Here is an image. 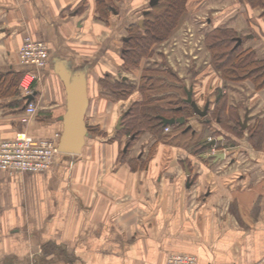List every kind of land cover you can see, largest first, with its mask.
Here are the masks:
<instances>
[{
    "label": "crops",
    "instance_id": "obj_1",
    "mask_svg": "<svg viewBox=\"0 0 264 264\" xmlns=\"http://www.w3.org/2000/svg\"><path fill=\"white\" fill-rule=\"evenodd\" d=\"M147 1H114L116 13L103 20L95 0H0V143L27 134L57 144L63 65L86 74L85 124L94 129L80 155L58 153L44 172L0 173V264H164L170 253L193 255L197 264H264V90L249 81L221 82L196 62L198 47L201 64L209 65L203 42L172 39L178 48L171 69L193 88L201 110L209 104L206 117L192 112L168 135L145 131L130 149L126 138H115L119 109L136 92L113 101L99 81L107 75L112 84L120 75L125 82L121 41L129 26H141ZM249 1L189 0L183 24L196 27L200 39L215 29L232 31L243 51L264 60V10ZM26 35L43 41L48 52L27 124L18 82L33 71L18 59ZM167 44L168 38L160 46ZM165 52L159 57L167 62ZM187 54L197 67L177 70ZM222 86L223 124L211 115ZM245 117L241 133L226 129ZM257 121L260 137H253ZM208 137L214 148L198 149Z\"/></svg>",
    "mask_w": 264,
    "mask_h": 264
},
{
    "label": "trees",
    "instance_id": "obj_2",
    "mask_svg": "<svg viewBox=\"0 0 264 264\" xmlns=\"http://www.w3.org/2000/svg\"><path fill=\"white\" fill-rule=\"evenodd\" d=\"M96 1V15L99 19L105 20L112 14L114 8V1L119 0H95ZM189 0H158V3L162 5L161 12H155V6L148 8L144 15L143 23L141 26L136 24L127 28L126 38L122 42L120 59V68L135 72L140 69L141 60L151 55V48L158 43L165 41L177 28L179 19L186 14L187 4ZM157 3V4H158ZM249 5L252 7H260L264 10V0H252L249 1ZM238 35L232 31L215 29L205 35L204 46L210 55L209 67L215 72L221 82H242L249 81L253 85L254 89L264 90V60H257L253 51H243L241 44L235 47ZM240 39V38H239ZM122 69V71H123ZM166 74L173 77L176 83H173L175 90L183 91L185 95L186 87L180 82L175 74L166 70ZM161 71L155 69H146L141 76L142 86L139 89V93L143 96L141 100H133L126 114H122L120 129L115 128V138H126L127 143L124 147L127 149L130 144L136 140L141 133L148 131L154 136L159 135L163 131L164 127L160 124V118H187L192 113V109L189 105L184 103L182 97L173 96V102H166L161 100L160 97H152V90H156L161 87L160 84L171 86L167 84L166 78L161 77ZM105 76L99 84L103 91L109 92L108 97L113 101L127 100L129 99L135 90L133 87L126 85L125 83L114 82L110 84L107 82ZM20 80V79H19ZM179 80V81H178ZM19 82V81H18ZM222 83V84H223ZM156 84H159L157 86ZM192 88V87H191ZM223 86L215 90L214 105L211 110L213 117H219L222 121V113L225 110L226 97L223 94ZM193 90V88H192ZM149 93L151 97H145L144 94ZM150 100H147V99ZM167 99V98H166ZM171 99V98H170ZM181 108L180 111L177 109ZM260 122L257 121L255 127L250 130L249 133L260 137L261 129L258 127ZM260 126V125H259ZM170 129L176 130L182 126L175 124L168 126ZM88 133L94 132V129L88 128ZM237 134L241 133V124L236 120L234 128H226ZM250 136V134H249ZM133 137V139H131ZM252 138V137H251ZM207 144V142H206ZM198 149L204 150L205 144L200 143L197 145Z\"/></svg>",
    "mask_w": 264,
    "mask_h": 264
},
{
    "label": "built area",
    "instance_id": "obj_3",
    "mask_svg": "<svg viewBox=\"0 0 264 264\" xmlns=\"http://www.w3.org/2000/svg\"><path fill=\"white\" fill-rule=\"evenodd\" d=\"M19 63L32 67L19 81V92L26 99L33 95L39 81V71L47 65L48 52L43 41L26 35L18 50ZM36 113L35 104L29 103L22 123L27 124ZM169 128H165L168 134ZM211 141V138L207 139ZM56 140L36 138L27 134L18 135L14 140L0 143V173L12 176L24 173H41L49 169L53 158L58 154ZM164 264H197L193 255L170 253Z\"/></svg>",
    "mask_w": 264,
    "mask_h": 264
},
{
    "label": "water",
    "instance_id": "obj_4",
    "mask_svg": "<svg viewBox=\"0 0 264 264\" xmlns=\"http://www.w3.org/2000/svg\"><path fill=\"white\" fill-rule=\"evenodd\" d=\"M158 3V0H150L149 6L153 7ZM146 14V13H145ZM241 44V39H237L235 47ZM59 77L63 83L65 90V108L64 114L60 117L62 125V131L57 142V152L59 154L77 156L82 153V149L85 146L86 139L89 136L87 126L85 124V113L88 107V91H87V78L83 70L72 72L68 70L65 65L60 70ZM192 88L185 89L186 98L184 103L190 106L192 112L200 117H206L208 113L209 104L207 103L201 110L197 104L192 100ZM34 98L30 96L27 98V104ZM178 111L181 108L177 109ZM126 114V112L124 113ZM247 117L244 118L241 124V129L244 130L247 123ZM121 118L117 120L116 129H120ZM160 124L163 127L173 126L178 124L180 126L185 125V118H160ZM190 127L187 126L186 130ZM133 139V137L131 138ZM215 145V141L207 143L206 147L210 148Z\"/></svg>",
    "mask_w": 264,
    "mask_h": 264
},
{
    "label": "rangeland",
    "instance_id": "obj_5",
    "mask_svg": "<svg viewBox=\"0 0 264 264\" xmlns=\"http://www.w3.org/2000/svg\"><path fill=\"white\" fill-rule=\"evenodd\" d=\"M83 4H85L84 2H82L81 3V8L84 6ZM146 8L148 7V5H147V3H146ZM156 7L157 8H155V12H157V13H159V12H161V10H162V5H160L159 3L158 4H156ZM143 19L144 18H142L141 19V25H142V23H143ZM184 20H185V15L184 16H182L181 17V19H179V24H178V28H177V32L176 33H173L171 36H169L170 37V39H169V37H168V44H167V46H165V50H164V47L162 48L160 45L163 43V42H165V41H163V42H161V43H158V44H156L155 46H153L152 48H151V55H149L148 57H146L145 59H143V60H141V63H140V69L138 70V71H135V72H130V71H126V70H124L123 68V73L121 72V74H123V76H128V77H126V79L125 78H123V79H125V82H122V80H121V78H120V75H119V78H118V80H115V82H119V83H125L126 85H128V86H131V87H133L134 88V90H135V92H136V95H135V97L133 98V99H131L130 101H129V104L127 105V107H129L130 106V103H132L133 102V100L134 99H137V100H141L142 99V95L139 93V89H140V87L142 86V83H143V85H144V82L143 81H141V76H142V74H143V71L144 70H146V69H157V68H161V77L162 78H166V76H167V78H168V80H167V84H169V85H172V87L171 86H167V85H164L163 83L162 84H160L161 85V87L159 86V84H156L157 86H159V88L158 89H156V90H152V92H151V94H152V97H151V94L149 93V95L147 94V93H145L144 94V96L145 97H151V99L152 100H154V96L153 95H155V96H157V97H160L161 98V100L163 99V101H166V102H173L174 100H173V96L172 97H170V95H175L176 94V97L178 98V97H182V98H186L185 97V95H184V93H183V91H176L175 90V88H174V85H173V83H176L177 84V81L173 78V77H171V76H169L168 74H166V68L167 69H169L168 71L169 72H171V73H173V74H175L174 73V71L172 70V69H174V67L172 66V61L175 59V57H176V54H175V51L177 50V45H175L173 42H172V39H181L182 41H183V43L186 41V43H188V42H190L191 40V44L193 43V44H198V41H200L201 43L203 42V44H204V39H200V32L199 31H197V29H196V27H193L192 25H186V22L183 24V22H184ZM125 34H126V32H125ZM176 42V41H175ZM199 46V45H198ZM121 47H122V44H121ZM180 47V46H179ZM195 48V47H194ZM196 49V53L199 55V57H198V59L196 60V62L198 63V66L199 67H209V65H202L201 64V62L202 61H204L203 60V51L201 50H198V47H196L195 48ZM202 49H203V47H202ZM168 50V54H167V56H168V58H169V60L167 61V62H165V61H163L164 59H162V58H160L159 56H160V54L161 53H164L165 51H167ZM165 53H167V52H165ZM120 54V53H119ZM193 55V54H192ZM192 55H189V54H187L186 56H185V58H183L182 59V61L180 62V64H177L176 62V69L177 68H180V66L182 67V69H191L192 68V66H194V68H196L197 67V65H195L194 64V61H193V59H192ZM166 56V55H165ZM170 56V57H169ZM209 57H210V55H209ZM151 58V59H150ZM187 58V59H186ZM156 60L158 61V62H156ZM156 63H158V64H156ZM208 63H210V59H209V61H208ZM172 68V69H171ZM121 69V68H120ZM205 69L206 68H204L203 70L202 69H200L199 71H201L202 70V72L203 71H205ZM178 70V69H177ZM187 70V71H188ZM159 71V70H158ZM128 73V74H127ZM176 75V74H175ZM129 78V79H128ZM179 81V80H178ZM181 82V81H180ZM183 83H181V85H182ZM184 85V84H183ZM167 98V99H166ZM171 98V99H170ZM147 100H150L149 98L147 99ZM120 101H125V100H120ZM126 106H121L120 107V109H119V111L121 112L120 114V117L122 116V114H124L126 111H127V108ZM125 110V111H124ZM255 124V123H254ZM254 126V125H253ZM171 130H173V129H170L169 131H168V134H171ZM163 134H166L165 133V129H163ZM101 133V132H100ZM144 133V132H143ZM143 133H141L140 134V136L143 134ZM168 134H166V135H168ZM139 136V137H140ZM138 137V138H139ZM163 140L161 141L163 144H164V142H165V139L164 138H162ZM127 141H128V139H125L124 140V143L123 144H125V143H127ZM164 141V142H163ZM207 141V140H206ZM166 142H168V141H166ZM133 143V142H132ZM132 143L130 144V146H129V149L131 148V145H132ZM148 143L150 144L151 143V141H148ZM189 143L190 142H187V146H189ZM183 144H185V143H183ZM191 145V144H190ZM164 146H166V145H164Z\"/></svg>",
    "mask_w": 264,
    "mask_h": 264
},
{
    "label": "flooded vegetation",
    "instance_id": "obj_6",
    "mask_svg": "<svg viewBox=\"0 0 264 264\" xmlns=\"http://www.w3.org/2000/svg\"><path fill=\"white\" fill-rule=\"evenodd\" d=\"M149 2H150V0H148V1H147V5H148V8H151V7L149 6ZM148 8H146V10L142 11V14H143V16H144V15H145V13L147 12V9H148ZM112 11H113V13H116V9H115V10H114V9H112ZM124 39H127V38H126V36H125V38H124ZM124 39H122V41H121V42H123V40H124ZM120 53H121V51H120Z\"/></svg>",
    "mask_w": 264,
    "mask_h": 264
}]
</instances>
